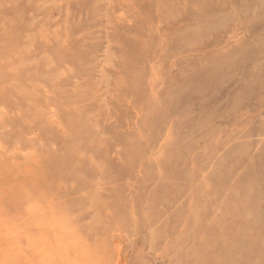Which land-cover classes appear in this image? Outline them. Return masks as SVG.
I'll list each match as a JSON object with an SVG mask.
<instances>
[{
    "label": "rangeland",
    "instance_id": "rangeland-1",
    "mask_svg": "<svg viewBox=\"0 0 264 264\" xmlns=\"http://www.w3.org/2000/svg\"><path fill=\"white\" fill-rule=\"evenodd\" d=\"M0 264H264V0H0Z\"/></svg>",
    "mask_w": 264,
    "mask_h": 264
},
{
    "label": "bare ground",
    "instance_id": "bare-ground-1",
    "mask_svg": "<svg viewBox=\"0 0 264 264\" xmlns=\"http://www.w3.org/2000/svg\"><path fill=\"white\" fill-rule=\"evenodd\" d=\"M243 224V223H242Z\"/></svg>",
    "mask_w": 264,
    "mask_h": 264
}]
</instances>
